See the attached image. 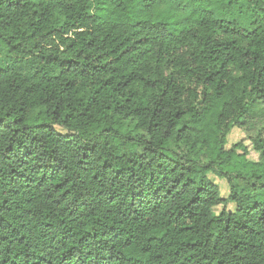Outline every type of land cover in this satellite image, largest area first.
Instances as JSON below:
<instances>
[{
  "label": "trees",
  "instance_id": "trees-1",
  "mask_svg": "<svg viewBox=\"0 0 264 264\" xmlns=\"http://www.w3.org/2000/svg\"><path fill=\"white\" fill-rule=\"evenodd\" d=\"M0 264H264V0H0Z\"/></svg>",
  "mask_w": 264,
  "mask_h": 264
},
{
  "label": "rangeland",
  "instance_id": "rangeland-1",
  "mask_svg": "<svg viewBox=\"0 0 264 264\" xmlns=\"http://www.w3.org/2000/svg\"><path fill=\"white\" fill-rule=\"evenodd\" d=\"M242 143L248 152V158L250 160H257L258 154L253 150L252 144L248 138L247 132L241 130L240 128H233L231 133L228 136V144L227 147L231 148L232 145ZM240 153L244 152L242 149H239ZM210 177L220 186L222 195L227 197L230 193V185L226 178L221 177L219 174L215 172H210ZM235 206L230 203L228 205V209L233 210ZM222 206L216 207L215 211L218 214L222 210Z\"/></svg>",
  "mask_w": 264,
  "mask_h": 264
}]
</instances>
